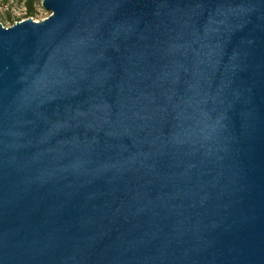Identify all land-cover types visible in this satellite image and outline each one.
<instances>
[{
    "label": "water",
    "instance_id": "95a60500",
    "mask_svg": "<svg viewBox=\"0 0 264 264\" xmlns=\"http://www.w3.org/2000/svg\"><path fill=\"white\" fill-rule=\"evenodd\" d=\"M0 23V264H264V0H43Z\"/></svg>",
    "mask_w": 264,
    "mask_h": 264
},
{
    "label": "rangeland",
    "instance_id": "374dc122",
    "mask_svg": "<svg viewBox=\"0 0 264 264\" xmlns=\"http://www.w3.org/2000/svg\"><path fill=\"white\" fill-rule=\"evenodd\" d=\"M36 9H37V12H36L37 14L34 17H30L34 21H42L46 19L47 17H49L50 13L46 12L42 8V6H37ZM10 15L14 19L20 20V21L15 22V24L23 20L29 19V18L24 19L25 17H27V10H26L24 3L19 2L17 0H9V1L0 0V23L2 21V18H6ZM4 24H5L4 27H11V25L8 23H4Z\"/></svg>",
    "mask_w": 264,
    "mask_h": 264
},
{
    "label": "trees",
    "instance_id": "16d2710c",
    "mask_svg": "<svg viewBox=\"0 0 264 264\" xmlns=\"http://www.w3.org/2000/svg\"><path fill=\"white\" fill-rule=\"evenodd\" d=\"M17 1L24 3V5L26 7L27 17H25L24 19L34 17L37 14L36 13L37 12V9H36L37 6H42V2H43V0H17ZM17 21H20V20H16L10 15L6 18H2L1 24L3 26H5L4 23H8L12 26Z\"/></svg>",
    "mask_w": 264,
    "mask_h": 264
}]
</instances>
